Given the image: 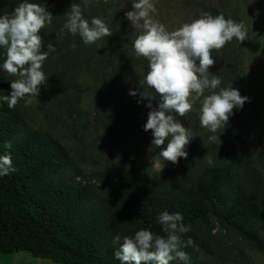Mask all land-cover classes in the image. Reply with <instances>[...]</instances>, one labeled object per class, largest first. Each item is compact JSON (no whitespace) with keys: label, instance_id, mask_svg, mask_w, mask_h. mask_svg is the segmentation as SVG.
Listing matches in <instances>:
<instances>
[{"label":"trees","instance_id":"16d2710c","mask_svg":"<svg viewBox=\"0 0 264 264\" xmlns=\"http://www.w3.org/2000/svg\"><path fill=\"white\" fill-rule=\"evenodd\" d=\"M17 1L0 0V15ZM104 22L108 24V18ZM111 33L100 39L96 51L80 58L81 69L85 66L100 77L97 91L106 95L101 101L112 94L116 100L130 98L131 74L126 67L134 57L128 50L117 49L119 35L114 28ZM111 47L115 49L105 50ZM11 81L0 76V97L10 94ZM54 85L64 95L63 108L86 128L89 112L79 105L84 88L77 77ZM105 115L94 124L114 122V113ZM216 137L208 147L215 153L212 164L206 163L194 174L180 166L174 182L101 173L93 180L80 175L60 143L30 126L18 108L9 109L7 101L0 100V155L10 154L15 168L0 177V253L26 250L61 264H121L114 257L118 248L114 237L133 236L141 228L166 236L159 217L167 211L180 213L182 223L190 229L182 234V240L193 241L183 249L189 256L194 249L219 258L218 248L200 233L204 226L215 224L234 230L264 255L259 233L262 208L247 192L239 159L240 148L251 140L238 134L229 122L218 129ZM8 142L11 148L5 147ZM170 264L184 262L177 259ZM190 264L199 262L190 256Z\"/></svg>","mask_w":264,"mask_h":264},{"label":"rangeland","instance_id":"374dc122","mask_svg":"<svg viewBox=\"0 0 264 264\" xmlns=\"http://www.w3.org/2000/svg\"><path fill=\"white\" fill-rule=\"evenodd\" d=\"M22 0L12 7L8 5L9 15ZM41 3L53 15L52 24L41 30L44 42L42 51H47V44L51 42L56 51L50 53L42 66L46 81L40 86L38 99L30 106L24 107V100L18 102L16 108L24 116L26 122L39 130L48 133L55 141L60 143L74 165L79 169L80 175L96 180V174L101 173L109 177H132L145 179H162L174 182L180 166L189 173L194 174L206 163V156L214 158L215 153L209 150V136L217 135L200 125L199 107L197 101L192 111L184 117H177L185 128L192 133V140L187 146V158H180L177 164L163 161L162 171L155 168L154 158H159L158 149L151 144L153 139L151 131L145 132L143 126L147 121L149 108L148 101L140 100L137 96L118 97L100 100L98 87L101 85L100 77L96 72L81 69V57L94 51L100 39L93 44H84L81 37L72 35L63 29L66 22V13L71 4L79 3L83 16L89 22L93 17L108 18L106 25L110 31L114 28L119 35L117 49L128 50L134 61L128 63L130 71L128 85L130 90L136 91L139 80L148 71V61L144 57H137L132 43L141 29L133 28L131 21L125 13L131 11L133 0H89L87 7L83 0H29ZM156 13L153 18L163 23L168 31H173L183 23L198 19L201 12H208L213 16L224 14L242 22L248 33V39L239 42L235 38L219 51H212V58L216 63L209 71L217 75L222 83L220 87H232L239 90L241 96L248 97L242 109H234L229 123L237 133L251 140L239 150L240 163L243 164L242 179L246 189L253 200L261 208V223L259 233L264 240V0H154ZM6 11V12H5ZM1 10L2 13H7ZM78 44V48L73 45ZM105 48V47H104ZM114 47L106 48L111 52ZM96 51V50H95ZM5 50L0 48V65L4 61ZM120 57L116 56L118 60ZM93 67V63H90ZM2 78L14 80L0 67ZM77 77L84 88L80 107L89 112L90 121L82 127V123L74 121V116L63 108V93L55 82ZM125 84L124 81H118ZM126 85V84H125ZM127 91V90H126ZM218 91V89H217ZM129 93V91H128ZM208 92H205L207 95ZM101 96V97H100ZM111 99H114L113 101ZM5 100V97H0ZM139 101V102H138ZM153 101V107H156ZM108 113L113 115L114 122H105L95 125L96 119H101ZM104 119H107L106 117ZM117 120V121H116ZM117 122V124L115 123ZM167 141H165V146ZM163 147V146H162ZM244 169V170H243ZM202 237H209L212 247H217L219 258H209L197 250H190V256L199 264H264V255L256 250L250 243L243 240L237 232L215 224L213 227L204 226L200 231ZM0 264H61L47 258L33 256L26 250L13 253H0Z\"/></svg>","mask_w":264,"mask_h":264},{"label":"clouds","instance_id":"9594fccd","mask_svg":"<svg viewBox=\"0 0 264 264\" xmlns=\"http://www.w3.org/2000/svg\"><path fill=\"white\" fill-rule=\"evenodd\" d=\"M83 3L87 7L89 0ZM131 8L125 16L134 29H141L132 47L137 57L148 61V71L139 80L138 89L130 90L129 95L139 93L140 100L148 101L146 107L150 111L143 130L151 131V144L161 149L159 158H154V166L162 171L164 163L161 164L160 158L175 165L180 158L188 156L186 148L193 136L178 116H186L198 101L201 127L215 133L228 124L234 109H242L249 100L232 84L220 87L221 79L209 71L216 63L212 58L213 50L219 51L234 38L241 43L248 39V33L242 22L208 12H201L198 19L168 31L163 23L153 18L157 11L154 0H133ZM65 15L63 29L72 35L78 34L86 45L112 35L102 19L93 17L91 22L85 19L79 3L73 2ZM52 20L53 15L43 4L29 0H22L10 15H0V48L5 50L0 67L16 77L10 82V94L5 97L9 109H14L21 100H24V107H28L40 95V86L46 81L42 66L49 54L56 51L51 42L47 44V51H42L44 42L40 33L52 24ZM216 139L215 135L209 136V141ZM5 147L11 148V142ZM205 158L211 165V157ZM14 171L11 155H0V177ZM182 219L178 212L165 211L160 215L159 222L166 236L154 235L146 228L137 230L133 236H115L113 244L118 248L114 257L121 264H170L177 259L190 264V256L183 249L193 241L190 238L182 240V234L190 230Z\"/></svg>","mask_w":264,"mask_h":264}]
</instances>
